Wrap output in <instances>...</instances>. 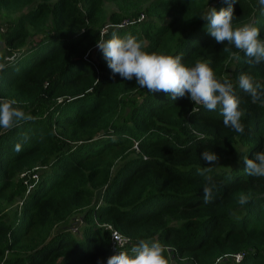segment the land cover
<instances>
[{"label":"trees","instance_id":"16d2710c","mask_svg":"<svg viewBox=\"0 0 264 264\" xmlns=\"http://www.w3.org/2000/svg\"><path fill=\"white\" fill-rule=\"evenodd\" d=\"M209 7L228 4L0 0L9 23L0 28V99L32 117L0 128V264H107L131 245L112 250L101 224L132 243L159 241L169 264H217L237 254L235 264H264V177L248 175L243 162L264 151V102L238 85L246 73L264 91V62L251 64L243 52L236 60L233 45L217 43L200 18ZM232 7L233 26L252 24L264 39L260 0ZM113 31L135 36L148 53L180 55L188 67L208 63L218 80L233 83L245 132L187 95L172 100L113 75L96 47ZM203 151L218 156L207 204L197 172L206 166ZM241 193L250 197L245 205ZM77 214L82 225L72 233L66 228Z\"/></svg>","mask_w":264,"mask_h":264},{"label":"clouds","instance_id":"9594fccd","mask_svg":"<svg viewBox=\"0 0 264 264\" xmlns=\"http://www.w3.org/2000/svg\"><path fill=\"white\" fill-rule=\"evenodd\" d=\"M227 8L217 11L209 7V11L202 13L200 18L207 21L208 33L217 43L227 42L238 50L232 53L234 59L239 60V52H243L249 58V63L259 65L264 62V39H260L259 29L252 24L233 26V3L235 0H224ZM264 5V0H260ZM107 35V31L104 33ZM96 47L102 51L112 74H119L126 80L135 77L141 88L147 89L152 94L163 92L172 100L186 95L196 105H202L209 111L219 109L223 116V124L236 133L243 134L245 125L241 122L245 111L240 108V101L235 95L232 82H221L215 76L213 69L206 62H197L193 67L183 64L180 55H163L148 53L143 50V44L135 36L128 34L124 37L113 31L111 38L99 39ZM231 52L230 48L224 49ZM6 65L0 63V71ZM239 88L247 93L252 102H264V91H260L261 85L254 78L242 73L238 78ZM14 99H0V128L11 130L22 122L32 119L22 109L15 107ZM19 150V145L16 146ZM201 159L205 167L198 168L197 172L203 177L204 203H210L216 184L211 175L212 167L218 164V156L212 151L201 152ZM245 172L254 177H264V151L255 154V158H244ZM250 197L241 193L238 203L245 205ZM131 243L123 241L120 247ZM166 248L159 241L150 239H138L127 251H119L107 259V264H169L164 253ZM131 253V255L129 254Z\"/></svg>","mask_w":264,"mask_h":264},{"label":"built area","instance_id":"2783aa9c","mask_svg":"<svg viewBox=\"0 0 264 264\" xmlns=\"http://www.w3.org/2000/svg\"><path fill=\"white\" fill-rule=\"evenodd\" d=\"M143 17L144 16L142 15L138 19L139 20L140 19H143ZM118 26H120V25H118ZM19 205H21V202L20 201L18 202V205L17 206H19ZM81 225H82L81 218H77L74 221H72V224H70L66 229L69 230V231H71L72 233H76L79 230V228L81 227ZM100 227H102L103 229L107 230L108 233L110 234V247H111L112 250L121 248L120 247V244L123 241H125V240H128V241L131 242V243L125 244V247H127V246H129V245L132 244V241L129 238H127V237L121 235L120 233H118L109 224H101ZM232 258H233V262L234 263H237V262H239L241 260L242 255L237 254V255H234V257H232ZM173 263H177V261H175V260L172 261L171 260V264H173Z\"/></svg>","mask_w":264,"mask_h":264},{"label":"rangeland","instance_id":"374dc122","mask_svg":"<svg viewBox=\"0 0 264 264\" xmlns=\"http://www.w3.org/2000/svg\"><path fill=\"white\" fill-rule=\"evenodd\" d=\"M106 9L109 12L114 10L113 6L110 5V4H106ZM8 25H9L8 21L4 20L3 15H0V28L2 30H4ZM1 47H3V44L2 43H1ZM8 58H10V57H8ZM120 164H121V162L117 163L116 167L119 166ZM15 209H16L15 206L12 207L11 209H9L6 212V214H5V216H6L5 219H10V217L12 216L13 212L15 211ZM81 217L82 216L80 214H77L74 217H72V221H74L77 218H81ZM67 225H69V222L67 223ZM66 226H63V227H66ZM173 264H178V263H173ZM217 264H235V263L233 262V260L231 258H226V259H223L222 261H219Z\"/></svg>","mask_w":264,"mask_h":264}]
</instances>
